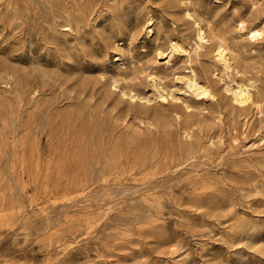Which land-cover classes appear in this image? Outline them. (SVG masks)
<instances>
[{"label":"rangeland","instance_id":"obj_1","mask_svg":"<svg viewBox=\"0 0 264 264\" xmlns=\"http://www.w3.org/2000/svg\"><path fill=\"white\" fill-rule=\"evenodd\" d=\"M0 264H264V0H0Z\"/></svg>","mask_w":264,"mask_h":264},{"label":"bare ground","instance_id":"obj_2","mask_svg":"<svg viewBox=\"0 0 264 264\" xmlns=\"http://www.w3.org/2000/svg\"><path fill=\"white\" fill-rule=\"evenodd\" d=\"M237 26H238V28L241 31L246 32L249 35L248 37L251 38V39H256L257 37L262 35V30H259V29H256V28L252 27L244 19L239 20ZM197 33H198L197 35L199 36V38L203 39L205 37V32H204V30L202 28H199ZM169 45H170V52H168L169 54H166V53H164L162 51L159 54V57H163V56H166V57L169 56L170 57L173 54V52H175V51L180 52L182 54H185L188 57H190L191 54H192L191 49L187 48L184 44L179 42V40H177V39H173L172 38L170 40V44ZM214 54H215L214 56L217 59V61L222 63L221 64L222 66H225L226 68L231 66V63H230L231 58L229 57L230 53L227 51V46H225L223 42H219L218 44H216V46L214 47ZM231 56H232V54H231ZM116 60H120L119 57ZM182 78H184V77H182ZM183 82L185 83V86H186V92H189L191 95H197V96L198 95H208V96L212 95L209 85H207L205 82L200 80L197 77V75H194L193 77H190V78H184ZM234 95H235L236 99L241 104L246 103L248 101V99H249V95H248V93L245 91V89L243 87H239L237 89V91L234 92ZM135 97H136L135 95H132L133 99Z\"/></svg>","mask_w":264,"mask_h":264}]
</instances>
